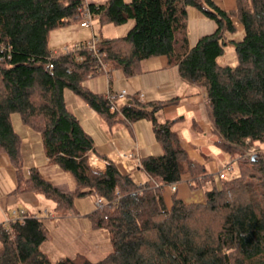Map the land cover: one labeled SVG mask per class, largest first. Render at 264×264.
<instances>
[{
	"label": "trees",
	"instance_id": "trees-1",
	"mask_svg": "<svg viewBox=\"0 0 264 264\" xmlns=\"http://www.w3.org/2000/svg\"><path fill=\"white\" fill-rule=\"evenodd\" d=\"M83 2L0 0V153L15 168L11 192L41 194L60 216L76 212V197L98 196L102 206L87 216L93 228L108 234L111 250L97 259L78 252L52 263L41 248L50 236L46 218L26 216L0 223V264H264V0H235L229 11L212 0L89 1L99 22L132 21L122 36H96L100 60L86 40L68 52L49 47L54 29L81 19ZM190 7L215 22L192 45ZM233 18L242 25L239 39L230 37L237 31ZM227 44L235 50L234 65L217 61ZM161 55L183 80L201 88L213 143L234 158L235 167L231 162L230 175L219 177V184L182 146L173 128L180 116L156 119L182 97L132 96L110 109L105 92L85 84L102 73L100 61L127 78L143 72L146 59ZM66 88L109 125L151 122L162 153L139 158L147 175L142 183L96 151L92 135L66 104ZM13 113L40 135L48 162L72 175L73 189L58 187L37 167L24 169ZM250 146L259 151L245 155ZM90 152L108 162L105 172L89 169ZM182 180L202 189L204 201L185 203L174 190L167 205L162 186Z\"/></svg>",
	"mask_w": 264,
	"mask_h": 264
},
{
	"label": "crops",
	"instance_id": "crops-1",
	"mask_svg": "<svg viewBox=\"0 0 264 264\" xmlns=\"http://www.w3.org/2000/svg\"><path fill=\"white\" fill-rule=\"evenodd\" d=\"M212 1L226 11L234 10L236 7L235 0ZM233 21L237 31L242 33L240 22L236 18H233ZM214 27V23L196 8L188 9L187 36L190 45L194 44L200 35L213 31ZM143 67V72L130 78H125L114 71L116 80L110 84V87L126 89L129 93L142 91L143 101L165 99L171 96L182 97L179 104L159 110L156 113V119L162 121L165 118L180 116V120L174 124L173 128L178 132L182 146L192 158L204 164L207 172L214 173L221 162L234 164V158L213 143L216 136L205 113L204 94L201 88L183 80L177 67L170 66L164 55L146 59ZM88 85L92 90L98 92H105L107 89H105L107 84L104 86V81L96 77L91 78ZM65 95L68 96V100ZM64 98L68 108L81 121L86 131L92 135L96 151L114 161L121 170L134 172L133 174L139 176V182L142 183L147 175L140 169L136 158L139 159L146 154L160 153V147L153 136L151 122L140 119L131 123L118 121L109 125L77 96L66 94L64 90ZM124 100L125 98H120L116 102L120 105ZM170 113L173 114L166 116ZM160 114L162 116L159 117ZM11 121L14 129L21 136L24 169L37 167L46 178L52 180L58 187L69 191L73 189L75 182L72 175L69 172L60 171L58 167L48 162L40 135L22 124L19 118L12 117ZM97 152L89 153V169L105 172L108 162L99 158ZM120 153H133L134 155L130 158H121ZM14 186L15 168L10 164L7 156L0 153V223L14 217V211L19 212L20 210H23L26 216L46 217L50 236L43 244H46L45 248L47 247V249L53 246L58 248L62 257L72 256L79 252L86 254L91 259H97L111 250L108 234L104 230L93 228L87 216L96 208L95 195L88 194L76 198L74 202L77 207L76 212L70 211L60 216L53 210L54 203L51 200L30 191L12 193L11 190ZM168 186L166 185L163 190L166 204V192L170 193L171 203L172 190ZM175 192L176 196L185 203L204 201L203 190L190 189L186 180L176 184ZM90 195L93 197V205L82 208L80 206L82 198ZM50 224L53 225L51 228ZM42 250L47 253L43 247ZM63 253L65 254L63 255Z\"/></svg>",
	"mask_w": 264,
	"mask_h": 264
},
{
	"label": "rangeland",
	"instance_id": "rangeland-1",
	"mask_svg": "<svg viewBox=\"0 0 264 264\" xmlns=\"http://www.w3.org/2000/svg\"><path fill=\"white\" fill-rule=\"evenodd\" d=\"M95 1H101V0H95ZM209 20L211 22H213L214 25H215L214 20H212L210 18H209ZM131 24H132V21L131 20H128L126 23H123V24H114V23H111V22H104V23H102V22H99V20H98L97 17H93L92 22H91V27H81L79 25V22L78 21L77 22H72V23H70L67 26H63V27L54 29L50 33V36H49V47L51 49L52 48H55L56 50H61L66 45L67 46H72L73 44H75L78 41H81V40H84V39L85 40H89V39L92 38L93 35H95L97 37H118V36H122V35H124L127 32V30L129 29V27L131 26ZM241 36H242L241 31L240 32L236 31V33H234L232 35V38L239 39V38H241ZM217 61L220 64H229V65H234L236 63L235 50H234V48H233V46L231 44H227L224 47V52L217 58ZM114 71H116V70L113 69L112 72H111L112 82L116 80L115 79V76H114ZM94 77L101 79V81H104V86L107 84L106 83V79H107L106 75L104 73H100V74H97L96 76H93V77L88 78L85 81V84L88 87H89V85H88L89 81H91V78H94ZM127 78H130V77H127ZM106 88H107V85H106L105 89ZM65 92H66V94L74 95L67 88L65 89ZM65 97H66V100H68V96L65 95ZM171 114H173V113H170V114H168L166 116H171ZM160 116H162V114H160L159 117ZM12 117H15L16 119L19 118L17 113H13L11 115V118ZM157 118H158V116H157ZM161 118H163V117H161ZM147 121H149V120H147ZM152 131H153V128H152ZM159 147H160V151H159L160 153H154V154H161L162 153V148H161L160 145H159ZM252 147L253 148L255 147L256 150H254L255 152H253L251 155L256 154L257 153L256 151H259L256 146H250V147H247V149L245 150V155L250 156L249 154H246V152H247V150L248 151L251 150ZM260 147L264 149V144H261ZM88 162H89V159H88ZM219 166L220 165H218L216 171L213 173L216 184H219V182L221 180L219 178V176H218V173H217L218 170H219ZM234 167H235V164H234ZM235 171L236 170H234L231 173H234ZM133 173H131L132 177L137 182H139L140 181L139 176H137V175H135ZM229 175H230V172H227L226 176H229ZM165 186L162 188V190L165 189ZM169 195H170V193L169 192H166L165 196L167 198V204H170ZM76 198H78V197H76ZM89 205H91V206L93 205V197H92V195L87 196L85 198H82V200H81V205L80 206L82 208H86V207L88 208ZM75 209L77 210V207H75ZM81 212H83V211L81 210ZM51 226H53V225L50 224V228H51ZM45 246H46V244H43V245H41V248L43 247V249H45L47 251V254L50 257V260L52 261V263L56 259H59V258L62 257V254L57 250L58 248H56V247L53 246V247H49L47 249V247L45 248ZM64 254L65 253H63V255Z\"/></svg>",
	"mask_w": 264,
	"mask_h": 264
},
{
	"label": "built area",
	"instance_id": "built-area-1",
	"mask_svg": "<svg viewBox=\"0 0 264 264\" xmlns=\"http://www.w3.org/2000/svg\"><path fill=\"white\" fill-rule=\"evenodd\" d=\"M89 1H95V0H84L83 7L81 8L82 16H81V19L78 21L79 25L81 27H91L93 14H92L91 10L88 7ZM96 41H97V37L95 35H93L91 39L86 40V44L91 49L93 55H95L98 58V60H100V58H99L100 53H99V50L97 49V47L95 45ZM77 44L78 43L76 42L72 46H67L66 45V46H64L61 49V51L68 52L69 50H72L74 47H77ZM82 44H84V43H82ZM55 50L56 49H54V51ZM112 70L113 69L111 68L110 65L100 61V67H99L98 71H101L107 77V79H106L107 89L105 91V95L110 100V109H116L117 108V106L115 105V101L117 99H120V98L124 99V98L133 96V97L143 101V98H142L143 93H142V91H138L136 93H129L126 89H112L110 87V84L112 83V76H111ZM254 150H256L255 147L254 148L252 147L251 150H249V151L247 150L246 154L251 155L253 152H255ZM119 155H120L121 158H130L134 154L133 153H120ZM136 162L139 164V159L138 158H136ZM230 170H232L231 162H221L220 166H219V170L217 172L218 176L220 178H225L227 172H229ZM176 184L177 183H175V182H171V183L165 184V185H169L171 190L174 191L176 189ZM165 185H163L162 187H164ZM155 186H158V184H155ZM95 205H96V207H101L102 206V201H101V199L98 196H96ZM14 214H15L14 217L8 218V219H6L4 221L5 225H9V223H11L12 221H15V220L23 221V219L26 217V215L24 214L23 210H20L19 212L14 211ZM33 217H38V216L35 215ZM42 218H46V217H42Z\"/></svg>",
	"mask_w": 264,
	"mask_h": 264
}]
</instances>
